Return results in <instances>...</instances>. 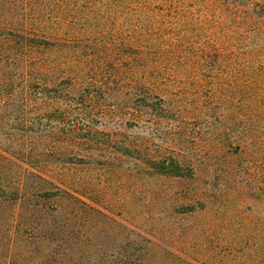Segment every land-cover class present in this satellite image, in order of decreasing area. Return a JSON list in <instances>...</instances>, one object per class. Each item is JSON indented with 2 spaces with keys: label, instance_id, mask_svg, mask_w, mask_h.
<instances>
[{
  "label": "trees",
  "instance_id": "16d2710c",
  "mask_svg": "<svg viewBox=\"0 0 264 264\" xmlns=\"http://www.w3.org/2000/svg\"><path fill=\"white\" fill-rule=\"evenodd\" d=\"M263 210L264 0H0V264H264Z\"/></svg>",
  "mask_w": 264,
  "mask_h": 264
},
{
  "label": "rangeland",
  "instance_id": "374dc122",
  "mask_svg": "<svg viewBox=\"0 0 264 264\" xmlns=\"http://www.w3.org/2000/svg\"><path fill=\"white\" fill-rule=\"evenodd\" d=\"M75 99L79 100V97L76 96ZM110 104L111 101L108 97L104 102H102L101 100L98 101L95 96V99H93V101L90 102L89 104L84 103L80 105L81 108L80 116L90 119L93 127L98 128L100 130H104V131L117 130L125 135H140V136L148 137L151 141V147H153L152 143H157L159 145L166 144L173 148H184L190 151H195L197 153H199V151H202L204 153V151L206 150L207 144L206 141L204 140L205 137H203L204 135L203 131H202L203 133H200L199 138H194L191 137L192 136L191 134L192 130H191L189 131L190 133L189 138L186 139L183 133H187L188 130L183 131L186 128L184 127L185 126L184 124H175L174 121L170 122L163 120L160 122V125L158 126L159 129L158 132H156L155 135L151 136L149 134L148 128L153 127L154 125L150 123H145L142 120H137L138 124L137 123L133 124L129 118L127 119V116L120 115L117 112V110L112 111ZM186 107L190 113H199V109L198 108L193 109V105H186ZM188 115H193V114H188ZM203 120L205 121L204 117ZM168 132L172 133L171 137H168ZM174 132L175 134H173ZM171 138L174 139L171 140ZM52 167L55 166L52 165ZM55 169L61 170L63 173H69V174L73 173L75 176H80L82 174V171L79 170L80 169L79 165L60 166L59 164H57ZM241 177L244 176L241 175ZM160 181L169 184V183H173L174 180L162 177ZM235 181H237V179H235ZM95 183H96L95 185L96 192H98V194H103L104 191L101 190L100 184L98 185L96 181ZM104 197H106L110 202H113L116 213H118L117 211L123 208V197L121 194L118 195L112 194V196L106 195ZM123 215L124 214H122L121 212L118 218L121 219ZM133 219L136 221V219L138 218L137 216H135ZM237 260H239V258Z\"/></svg>",
  "mask_w": 264,
  "mask_h": 264
}]
</instances>
